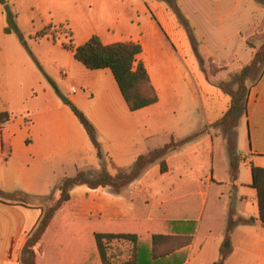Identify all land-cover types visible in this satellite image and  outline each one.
Instances as JSON below:
<instances>
[{
  "label": "crops",
  "instance_id": "obj_1",
  "mask_svg": "<svg viewBox=\"0 0 264 264\" xmlns=\"http://www.w3.org/2000/svg\"><path fill=\"white\" fill-rule=\"evenodd\" d=\"M39 1L44 8L43 3L54 4L56 0ZM168 1L70 0L75 8L69 10L64 18L66 23L60 25L68 29L69 37L77 39L75 47L95 34L104 44L126 41L141 44L142 52L137 59L145 65L159 96L157 103L131 111L110 69H88L69 50L68 68L61 71L62 81L70 91L67 101L94 124L101 147L106 144L109 149L116 145L119 132L129 135V162L113 152L109 154L111 157L107 155L108 162L123 168L129 165L131 169L140 155L170 143L176 146L164 157L166 170L161 169L160 160L155 161L121 191L109 186H74L69 204L56 212L45 241L56 238L61 231L66 247L81 245L87 234L80 227L125 219L121 216L126 213L129 221L195 222L194 239L182 250L185 254L182 264H215L227 224L223 232L216 234L213 211L208 217L207 234H201L199 198L205 206L216 187L220 195H224L222 188L226 187L230 188L229 196L218 207V214L227 215L228 223L232 206L238 221L232 231L233 250L226 264H264V224L257 190L252 186V167L264 168V69L250 85L246 113L234 127V149L241 157L236 178L231 171L223 129L215 126L228 111L231 97L205 74L210 71L211 80L222 83L251 62L262 45L258 41L264 36V0H173L193 33L195 45ZM5 27L6 15L0 3V30L8 42H18L16 53H21V59L17 61L22 71V41L14 39L17 36L14 33H5ZM256 38L257 42L253 41ZM5 49L0 53V79L9 67ZM189 72L197 73L198 84L204 87L209 104L210 117L206 115L202 128L196 126L197 120L192 115L185 118L183 114L176 115L178 109L184 111L179 90L185 92L186 104L188 98L194 101L195 91L198 92L197 86L191 85ZM41 85L39 91L44 102L33 114L30 126L26 125V117H19L20 108L4 106L0 92V118L3 113L8 117L6 129L0 120V189L24 194L29 199L28 203H22L0 198V264H21L27 240L37 229L50 197L60 195L59 186L65 178L79 171L90 177L103 170V160L67 101L59 103L61 93L53 85L49 87L44 82ZM81 89L90 91L86 95ZM17 94L11 101L21 105V89ZM125 119L127 123L120 122ZM159 135L169 138L162 140L163 146L154 143L151 148L147 142ZM217 153L224 165L220 177L215 176L214 169ZM108 171L113 174V169ZM126 188L129 205L123 204L120 197ZM138 190L150 197L158 193L144 217L137 216L134 198ZM236 255L237 260L232 261Z\"/></svg>",
  "mask_w": 264,
  "mask_h": 264
},
{
  "label": "trees",
  "instance_id": "obj_2",
  "mask_svg": "<svg viewBox=\"0 0 264 264\" xmlns=\"http://www.w3.org/2000/svg\"><path fill=\"white\" fill-rule=\"evenodd\" d=\"M168 2L187 29L188 35L192 39L193 45H195L192 31L187 22L176 10L173 0H169ZM0 3L6 15L7 24L5 33H14L21 36L17 14L12 12L6 0H0ZM53 27L52 24L46 26L37 36L55 35L51 31ZM65 47L73 52L75 60L82 63L88 69H110L131 111H137L158 102L159 96L151 82L149 73L143 62L137 59L142 52L141 44L133 41L104 44L100 37L95 34L78 47H74L72 44H65ZM262 62L264 65V43L258 48L251 62L243 66L240 73L236 75L238 87L235 91H229L231 97L229 109L215 123V126L223 129L229 143L230 164L234 178L237 177L239 162L241 160L240 155L234 149V127L247 110V98L250 86L247 85L246 81L250 73ZM263 69L264 66L262 71ZM48 80L57 89L55 83L50 78ZM223 90L225 89L223 88ZM66 103L71 107L87 131L99 158L103 159L104 154L102 153L94 124L71 101L68 100ZM7 119V114L3 113L0 118L3 129L8 127ZM173 146L174 143H170L161 149L140 155L131 169L119 167L112 163V167L116 171L115 174H112L107 169H103L94 179L83 171L65 178L59 186L60 195L57 202L44 210L37 229L29 237L23 248L22 256L24 264H43L39 253L35 251L34 247L44 243L45 234L52 224L56 212L61 207L69 204L71 189L74 186L79 184H87L91 188L109 186L115 191H121L139 176L143 168L155 161L160 160L161 169L163 171L166 170L164 157ZM252 186L257 190L260 219L264 224V168L252 167ZM0 198L7 201H20L22 203H28L29 201L28 197L24 194L6 193L1 189ZM237 222L234 208L231 206L226 234L220 247V257L215 264H226L227 258L232 253V231ZM243 222L251 221L243 220ZM80 229L87 234L81 245L66 247V244L61 240V231L57 233L56 238L50 237L48 242L45 241V256L52 259V263L48 264H182L185 260V254L182 250L192 243L196 223H176L175 221L145 222L119 219L117 221H100L94 226L86 225L80 227ZM117 239H124L131 244V255L128 259H121L124 253L121 248L118 251L116 248L112 253H108V244ZM112 258H116L118 261L112 262Z\"/></svg>",
  "mask_w": 264,
  "mask_h": 264
},
{
  "label": "rangeland",
  "instance_id": "obj_3",
  "mask_svg": "<svg viewBox=\"0 0 264 264\" xmlns=\"http://www.w3.org/2000/svg\"><path fill=\"white\" fill-rule=\"evenodd\" d=\"M8 5L10 6L13 13L17 14V21L18 26L20 29L21 36H15L17 41H22L21 51H22V71L18 67V61L21 59V53H18V42L9 41L8 37H4L3 30H0V53H2L5 49V45H7L8 49H5L7 62L9 64V67H6L8 72H5L2 79H0V92H1V101L4 104V106H16L17 108H20L22 111L19 113V117H26L28 119L27 126H30L32 123V120L34 119L33 114H35L37 108L43 104V94L39 90L42 88L41 84L47 83L49 87L52 85L51 82L48 80L50 78L56 85L57 91L61 93L59 96V103L64 102V97L67 98L69 95V89L68 86L63 83L61 78V71L64 69H67L68 61H69V50L65 47V44H72L74 47L77 44V39H72L69 37L68 29L63 28L61 23H66L64 21V18H66L69 10H73L75 6L70 3V0H56L53 3H43V7H41L39 0H6ZM171 11L173 12V7L170 6ZM7 24V22H6ZM52 24L54 27L51 28V31L55 33V35H48L44 37H39L37 34L46 26ZM193 35V33H192ZM5 38V39H4ZM262 40L258 41V45L260 42L264 43V36H262ZM191 39V38H190ZM256 39H253V41H256ZM5 41L7 43H5ZM191 39V43H192ZM257 42V41H256ZM19 52V51H18ZM20 61V62H21ZM82 65V64H81ZM263 62L259 64L253 72L250 73V76L248 77V80L246 81L247 85H251L253 82H255L259 75L261 74L262 68H263ZM208 69V68H207ZM240 73V70L235 73H231L230 77L223 81L222 83H215L211 80V72L206 71L205 74L209 77L210 82L214 83L215 85H219L221 89L223 90L230 98L229 91H235L238 87V84L236 82V75ZM189 75L191 76L192 83L191 85H195L198 88V92L195 91V100H191L188 98L187 104L185 102V92L183 90H179L181 97L184 99L182 105V110L178 109V113H176L177 116H181L183 114L182 118L188 117L189 115H192L196 118L197 123L196 126L199 128H202L205 123V119L208 116L209 112V104L206 101L205 98V90L204 87H200L197 81V73L195 72H189ZM1 76V75H0ZM193 76L195 77L193 79ZM22 92V103L21 105H14L13 101L11 99H16V96L18 97V92ZM30 90H34L32 93ZM90 89H87L85 91L84 89H81V93H87L88 95ZM95 94L98 93V91L94 92ZM190 97V95H187ZM5 97V98H4ZM58 97V95H57ZM4 98V99H3ZM20 106V107H19ZM86 106V105H83ZM126 111L127 108H126ZM188 115V116H186ZM207 115V116H206ZM210 117V116H208ZM210 119V118H209ZM211 120V119H210ZM123 123H127V120L120 121ZM224 133V131H222ZM169 137L167 136H156L149 140L150 147L153 146L151 144H161L162 140H168ZM117 140L118 143L112 147H109V149L106 147V144L102 145L101 150L104 154L103 160V169H107L112 171L113 167L110 162H108L107 155L111 157L109 154L113 152L114 154L122 155L123 161L129 162V135L123 132H119L117 134ZM159 146H163L162 144ZM174 146H176L174 144ZM227 146H229V143L227 142ZM153 148V147H151ZM154 150V149H151ZM108 154H107V153ZM238 152V151H237ZM129 164V163H128ZM132 167L135 163H132ZM223 163L221 162V158L219 153L215 154L214 156V169H215V176L220 177V175L223 174ZM129 169V165L125 167ZM199 172L202 171L201 165L198 167ZM103 171V170H102ZM102 171H100L97 174H93L90 176L91 178H96ZM71 172V171H70ZM113 174L116 173V171L113 169ZM189 172V171H188ZM128 186V185H127ZM219 188L216 187L208 201V204L204 206L202 205V200L199 198V207H198V214H200L199 224L202 222L203 226L201 229V234H207V228H208V217L213 215V211H215V233L223 232L224 228L227 224V215L223 217V215L220 213L218 214V207H222L225 201H227L230 188L223 187L222 190L224 192V195L219 194ZM120 195L122 198V203L125 205H129V188L124 189ZM219 194L220 198H217V195ZM56 196V197H55ZM55 196H51L47 207L54 205L57 202V199L59 198V194H55ZM158 196V193H155L150 196H146V194L143 191H136V195L134 198V202L136 207L138 208V215L137 216H145L148 208L151 206L153 200ZM154 198V199H153ZM207 199V196L205 197ZM46 207V208H47ZM45 208V210H46ZM215 209V210H214ZM121 217H125L126 220L129 221V215L128 213L124 214ZM124 219V220H125ZM225 226V227H224ZM128 230V229H125ZM108 253H112L114 249L117 251L119 248H121L124 253L121 256L122 260L128 259L131 255V244L124 240V239H117L108 244ZM35 251L39 253L40 259L42 260L43 264L52 263V259L48 256H45L46 248H45V241L44 243H41L40 245H36L34 247ZM238 256H234L232 258V261H236ZM118 259L112 258V262H117ZM20 262L21 264H24L23 262V256L21 254L20 256Z\"/></svg>",
  "mask_w": 264,
  "mask_h": 264
},
{
  "label": "water",
  "instance_id": "obj_4",
  "mask_svg": "<svg viewBox=\"0 0 264 264\" xmlns=\"http://www.w3.org/2000/svg\"><path fill=\"white\" fill-rule=\"evenodd\" d=\"M63 101L66 102L67 101V98L64 97V100Z\"/></svg>",
  "mask_w": 264,
  "mask_h": 264
}]
</instances>
